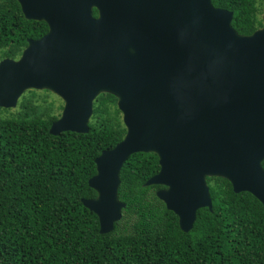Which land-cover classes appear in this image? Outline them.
Segmentation results:
<instances>
[{"label":"water","instance_id":"95a60500","mask_svg":"<svg viewBox=\"0 0 264 264\" xmlns=\"http://www.w3.org/2000/svg\"><path fill=\"white\" fill-rule=\"evenodd\" d=\"M16 1L48 29L17 58L0 59V107L46 88L63 102L49 132L85 133L95 97L117 99L125 134L94 158L87 183L96 196L81 198L101 233L121 217L119 172L139 151L157 155L144 185L164 186L155 194L183 231L197 209H211L207 176L264 208V4L262 25L241 34L233 12L211 0Z\"/></svg>","mask_w":264,"mask_h":264},{"label":"trees","instance_id":"16d2710c","mask_svg":"<svg viewBox=\"0 0 264 264\" xmlns=\"http://www.w3.org/2000/svg\"><path fill=\"white\" fill-rule=\"evenodd\" d=\"M233 12L241 34L262 25L264 0H211ZM26 19L16 0H0V59L17 58L27 38L46 31ZM62 100L50 90L27 89L14 109L0 107V264H264V208L247 191L234 192L221 176L207 177L211 209H197L183 231L177 215L144 185L159 165L154 152H134L123 163L117 189L124 202L112 230L81 198L96 196L88 179L94 158L125 134L112 93L94 101L85 133L49 132ZM5 112V114H1Z\"/></svg>","mask_w":264,"mask_h":264},{"label":"rangeland","instance_id":"374dc122","mask_svg":"<svg viewBox=\"0 0 264 264\" xmlns=\"http://www.w3.org/2000/svg\"><path fill=\"white\" fill-rule=\"evenodd\" d=\"M26 91V90H25ZM24 91V92H25ZM52 92V91H51ZM53 93V92H52ZM54 94V93H53ZM55 96H57L56 94H54ZM59 101L56 99V102L54 103V105H52L53 107H52V110H54L55 112H60L61 111V109H59V108H57V105H59ZM62 105H63V102H62ZM16 106H14V107H12V108H9V109H14ZM1 114H5V112H3V113H1Z\"/></svg>","mask_w":264,"mask_h":264},{"label":"flooded vegetation","instance_id":"af4514ba","mask_svg":"<svg viewBox=\"0 0 264 264\" xmlns=\"http://www.w3.org/2000/svg\"><path fill=\"white\" fill-rule=\"evenodd\" d=\"M263 4H264V2H263ZM263 4H262V7H263ZM262 7H261V11H262ZM92 14H93V15H96V10H95V8L92 9ZM260 18H261V12H260ZM47 29H48V27H47V25H46V31H47ZM46 31H45V32H46ZM45 32H44V33H45ZM44 33H43V34H44ZM261 165H262V167L264 168V160L261 161ZM207 177H210V176H207ZM207 177H206V179H207ZM206 181H207V180H206ZM207 184H208V183H207Z\"/></svg>","mask_w":264,"mask_h":264},{"label":"clouds","instance_id":"9594fccd","mask_svg":"<svg viewBox=\"0 0 264 264\" xmlns=\"http://www.w3.org/2000/svg\"><path fill=\"white\" fill-rule=\"evenodd\" d=\"M93 9V8H92ZM96 10V9H95ZM96 14H97V11H96ZM95 16V15H94Z\"/></svg>","mask_w":264,"mask_h":264}]
</instances>
